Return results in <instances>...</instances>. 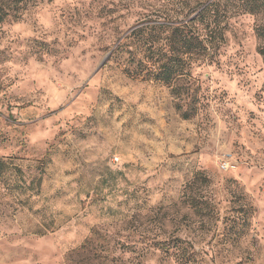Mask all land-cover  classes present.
<instances>
[{"label":"rangeland","instance_id":"rangeland-1","mask_svg":"<svg viewBox=\"0 0 264 264\" xmlns=\"http://www.w3.org/2000/svg\"><path fill=\"white\" fill-rule=\"evenodd\" d=\"M36 4L0 25V264H184L169 242L192 264H264L253 19L198 71L208 99L188 120L168 87L108 60L145 0Z\"/></svg>","mask_w":264,"mask_h":264},{"label":"trees","instance_id":"trees-1","mask_svg":"<svg viewBox=\"0 0 264 264\" xmlns=\"http://www.w3.org/2000/svg\"><path fill=\"white\" fill-rule=\"evenodd\" d=\"M54 1V0H48ZM37 0H0V25L8 19L19 20L23 12L37 6ZM135 5L139 19L121 38L108 60L116 59L123 74L131 80L166 86L175 108L183 119L195 117L207 102L201 92L198 71L219 62L220 51L233 31L234 20L249 16L257 53L264 65V0H145ZM131 7L124 6L125 10ZM3 164L0 161V169ZM199 176V177H198ZM201 173L195 175L196 183ZM188 186H191L188 185ZM190 201V202H189ZM192 207L195 199L188 200ZM157 245V244H155ZM163 244L166 254L181 253L184 264H192V246ZM158 248H162L159 245Z\"/></svg>","mask_w":264,"mask_h":264},{"label":"built area","instance_id":"built-area-1","mask_svg":"<svg viewBox=\"0 0 264 264\" xmlns=\"http://www.w3.org/2000/svg\"><path fill=\"white\" fill-rule=\"evenodd\" d=\"M117 161H118L117 158H113V159H112V162H113V163H116ZM231 167H232V164H231L230 162H228L227 158H224V159H222V160L220 161V168H221L222 170H229V168H231Z\"/></svg>","mask_w":264,"mask_h":264},{"label":"water","instance_id":"water-1","mask_svg":"<svg viewBox=\"0 0 264 264\" xmlns=\"http://www.w3.org/2000/svg\"><path fill=\"white\" fill-rule=\"evenodd\" d=\"M107 58H108V57H106V59H104V60L102 61L101 65L107 60Z\"/></svg>","mask_w":264,"mask_h":264}]
</instances>
